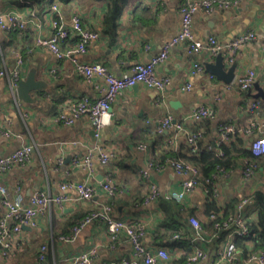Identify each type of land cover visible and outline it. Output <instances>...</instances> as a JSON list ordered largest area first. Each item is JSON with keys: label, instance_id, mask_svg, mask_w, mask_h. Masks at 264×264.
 <instances>
[{"label": "crops", "instance_id": "obj_1", "mask_svg": "<svg viewBox=\"0 0 264 264\" xmlns=\"http://www.w3.org/2000/svg\"><path fill=\"white\" fill-rule=\"evenodd\" d=\"M110 1L61 0L58 17L67 28L72 29V37L64 48L75 45L78 40L79 32L73 31V18L78 15L84 26L98 32L99 37L92 40L88 51L77 58L89 63H104L115 74L122 75L129 72L136 62L149 61L178 34L181 28L180 6L187 0H124L115 39L103 29ZM0 12H13L25 21L22 29L8 31L0 26V69L11 71L19 52L24 60L22 77L35 72L36 79L44 83L43 89L31 91L33 101L26 102L15 97L8 76L0 78V126L14 133L10 137L0 134V157L23 145L33 146L28 161L0 173V183L12 192L21 187L25 207L32 205L31 198L36 192L74 198L63 207L57 204L48 206L45 213L39 215L37 227L23 228L19 234L22 248L17 249L16 264H73L76 255L93 246L99 250L94 264H114L123 259L140 260L134 255L125 233H121L118 242L112 246L107 225L100 220L85 225L71 242H62L58 237L54 240V233L71 230V226L64 225L69 216L75 213L84 215L108 200L102 189L92 199L77 200L75 188L62 190L61 185L88 181L100 187L111 171L119 191L114 205L116 217L145 222L148 229L146 244L156 249L160 243H156L153 231L163 218V210L157 201L151 205L143 203L149 190V180L142 174L155 153L160 151L159 147L155 151L154 142L167 143L169 148L181 155L189 154L185 148L187 132L201 123L189 115L202 105L212 106L215 110L203 127V147L219 146L220 126L228 124L236 126L239 137L249 146L253 137L243 129L253 122L264 123V101L253 96L258 92L256 86L264 87V0H241L228 8L196 11L192 26L195 40L203 44L202 50L193 52L187 42L173 46L169 57L157 66L159 75L170 77L166 89L162 92L143 82L124 89L112 104L111 123L102 130L100 137L95 136L87 116L72 125L56 121L61 111L70 113L69 102L83 96L92 100L100 97L106 82L99 76L91 81L85 80L77 73L71 58L60 59L37 42L39 37H47L53 31V12L47 0H0ZM250 30L256 32L257 38L239 49L232 58L228 53L227 66L237 63L231 83L206 71L205 63L216 61V55L208 47L210 37H215L222 46L221 50H224L233 39ZM195 62L201 63L203 69L193 73ZM248 71L255 72V80L252 88L245 91L240 87L239 79ZM188 85L190 89L186 88ZM254 101H259L260 106L251 109ZM169 114L183 125L184 130L174 127L159 131L161 119ZM97 144L107 151L118 153L117 158L105 164L97 152L92 171L73 164L74 159H82ZM242 169L240 164L229 174L214 176V183L220 192L217 198L219 206L226 207L235 199L264 190V165L249 179L244 178ZM149 174L159 187L160 197L167 198L173 190L181 188L185 178L172 166L163 169L155 167ZM207 197L206 186L200 184L181 202L187 210L193 211L194 216L191 217L207 222L208 217L204 213ZM258 209L259 203L252 201L244 212L256 218ZM4 214L0 201V219ZM191 225L192 236L197 243L194 250L201 248L208 253L207 258L196 264H232L219 257L226 244L224 234L214 232L208 226L196 237L197 231ZM42 243L48 244L51 256L50 260L43 262L38 260ZM245 243L249 249L253 248L251 240ZM167 249L169 251L170 248ZM172 250L176 257L182 252L180 248ZM251 264L260 263L255 261Z\"/></svg>", "mask_w": 264, "mask_h": 264}, {"label": "built area", "instance_id": "obj_2", "mask_svg": "<svg viewBox=\"0 0 264 264\" xmlns=\"http://www.w3.org/2000/svg\"><path fill=\"white\" fill-rule=\"evenodd\" d=\"M241 0H187L180 6L181 12V28L178 34L168 42L162 50L155 56H153L147 62H136L132 69L122 75H117L104 63L96 62L89 63L81 61L77 58L78 55L86 53L88 46L92 40L99 37V33L86 28L82 22L80 16L75 15L73 18V31L79 32V37L75 45L64 48L63 46L70 40L72 29L67 28L58 17L60 0H54L50 9L53 12L52 27L53 31L51 35L47 37H39L37 42L47 47L60 59L71 58L77 73H79L85 80L91 81L95 76L103 78L106 82V86L103 88L102 94L95 100L90 99L87 96H83L73 102L68 103L70 110L69 114L61 111L56 118L58 123L65 125H72L78 119L83 116H87L88 120L92 124L95 136L100 137L102 130L111 123L112 120V104L116 101L119 94L126 88L135 86L138 83H145L149 87L157 88L160 91H164L170 83V77L167 75H159L157 73V66L164 62L168 57L170 50L173 46L187 42L188 46L193 52H200L203 48V44L200 41L195 40L193 32V16L196 11L203 9L207 12L214 11L217 7L228 8L236 5ZM0 26L8 31L16 28H24L25 21L22 20L17 14L13 12L2 13L0 12ZM257 38L255 31L250 30L243 33L228 43L225 49L229 53V57L232 58L236 52L244 47L249 41ZM209 50L213 54H217L222 51V46L218 43L215 37L209 39ZM23 56L19 52L16 53V63L11 71L7 69H0V78L5 75L11 80V89L16 91L19 82L22 79L23 70ZM203 65L199 62L194 63L193 73L201 71ZM255 72L248 71L239 79L240 87L249 91L254 85ZM186 88L190 89L188 85ZM16 97V96H15ZM260 106L259 101H254L250 105L251 109H255ZM215 113L212 106L202 105L197 107L189 115L190 118L197 120H203L211 118ZM178 128V130H184L182 124L178 123L175 117L171 114L165 116L160 121L159 131L164 129ZM221 141H228L230 139V133L237 131V128L233 124L220 126ZM243 131L252 136V141L249 144L253 155H264V123H252L249 127L243 129ZM187 132V131H186ZM0 134L8 137L14 133L11 129H4L0 126ZM201 132H187V141L190 144L192 151L198 152L200 149ZM170 142V141H169ZM33 151L32 145H23L17 150L0 157V173H4L11 169L14 165L23 164L28 161ZM100 160L107 164L117 158L118 153L107 151L100 144L95 145L90 149L88 153L82 157V159H74L73 164L78 167H82L85 170H93V158L97 155ZM243 176L249 179L256 173V164L248 158H243ZM165 166H172L176 172L185 178L181 182V188L175 189L168 196L177 201H183L187 194L194 191L201 183L199 180L200 169L198 166L189 163L184 160L168 159L165 164H159L154 166L151 162L148 167L142 170L143 176L148 179L149 190L143 199V203L151 205L158 201L160 197V190L158 185L151 180L150 170L153 168L163 169ZM229 171L233 169H225L219 167L218 173L229 174ZM69 188H75L78 192L77 200H89L92 199L99 189L103 190L108 199L118 197V185L115 181V177L111 171H109L100 187L95 186L88 181H81L78 183H64L61 185L62 190ZM206 192L212 193L215 197H219V188L215 183L212 187L206 186ZM74 198L69 195H53L51 193L36 192L31 198V206H24V194L21 187L17 188L16 192H12L6 185L0 183V201L5 209L3 218L0 219V245L2 252H0V263H10L11 250L15 245H20L19 234L22 232L24 226L31 228L39 225L38 217L47 210L48 206L57 204L63 207L65 204L71 202ZM252 202L251 196L247 195L242 197L239 201L235 212L230 213L226 217L216 222V232H225L226 244L225 247L219 252L220 259L229 261L232 264H251L255 261L260 264H264V249L254 250L250 248L247 252L240 248L236 241V237L247 238L252 234L251 220L252 216L247 214L245 209ZM216 218V215H211V219ZM96 220H100L107 225L109 237L111 239L112 246L118 242L121 233H125L130 244L133 248V253L140 260L123 259L119 264H167L170 261V254L165 247H158L151 249L147 246L145 237L147 234V224L140 220H131L126 218H118L115 215V207L113 202L101 203L100 206L94 211L90 212L82 221L75 224L71 232L68 234H62L59 239L62 242L73 241L81 229ZM139 221V222H137ZM191 223L194 225L197 236L203 230V226L200 220L196 217L190 218ZM48 250L47 245L41 247V253L39 259L41 262L45 261L46 252ZM98 248L96 246L89 247L83 250L73 258V264H94L95 259L98 256ZM208 257V253L201 248L195 249V251L189 256L187 264H196L200 260ZM116 264V263H114ZM170 264V263H169Z\"/></svg>", "mask_w": 264, "mask_h": 264}, {"label": "trees", "instance_id": "obj_3", "mask_svg": "<svg viewBox=\"0 0 264 264\" xmlns=\"http://www.w3.org/2000/svg\"><path fill=\"white\" fill-rule=\"evenodd\" d=\"M54 0H47L49 5ZM61 1V0H60ZM124 0H111L108 4V9L104 15V32L111 36L112 39H115L118 35V27H119V19L121 15V11L123 8ZM210 118L200 120L201 123L198 127H196L193 132L200 131L201 132V140H200V149L198 152L192 151V148L188 141H186L185 148L187 149L189 154H180L178 151H174L169 148L170 145L161 141L154 142V149L159 147V153H155L153 159L150 161L154 166L159 164H165L168 159H178L184 160L189 163H192L199 167L200 175L199 180L200 183L204 186L212 187L214 183V174L218 171L219 167H223L225 169H234L238 165L243 164L241 159L248 158L252 162H254L257 166L256 172L259 168L264 165V155L255 156L253 155L249 146L245 143V140L240 138L238 135V129L235 132L230 133V139L228 141H221L220 145L217 147H203L202 138L205 134L203 129L204 125H206L207 121ZM163 147V148H162ZM242 161V163H241ZM243 168V165H242ZM252 201H257L259 203V209L257 213V217L251 220V229L252 234L247 238L236 237L235 241L237 245L244 249L246 252L249 250V247L246 245L247 240H251L253 242L254 250L264 249V190H257L254 194H250ZM242 199H235L231 204H228L226 207L219 206L217 197H215L212 193L208 194L204 213L208 217L207 222H201L203 228L210 227L212 231L216 232L215 224L223 217H226L232 212H235L239 201ZM118 200L116 197L108 199V202H113L115 205ZM158 204L163 210V218L159 222V224L154 226V238L156 243H160L159 245L162 247H169L170 261L167 264H187L189 256L195 251L194 246L196 243L193 234V226L190 222V217L192 215V210H187L185 205L182 204L181 201H177L173 198L167 197H159ZM96 207L95 209H97ZM95 209H91L88 213L84 215H78V213L73 216H69L64 222L65 227L71 226L70 228L82 221L86 216L89 215L90 212ZM216 215V218L211 219V215ZM139 222V221H137ZM70 231L62 230L61 233H54L53 239L59 238L62 234H68ZM225 235V232H221ZM44 244L42 243L39 246L38 251V260L41 247ZM22 242L20 245H15L11 250V261L10 263L1 262L0 264H16L14 263L15 257L17 254L18 248H22ZM173 248H180L182 250L180 255L173 254ZM168 250V249H167ZM173 255V256H172ZM175 256V258H174ZM46 258L50 260L51 256L49 253V246L46 252ZM46 259V260H47ZM121 262V261H120ZM115 261V263H120Z\"/></svg>", "mask_w": 264, "mask_h": 264}, {"label": "water", "instance_id": "obj_4", "mask_svg": "<svg viewBox=\"0 0 264 264\" xmlns=\"http://www.w3.org/2000/svg\"><path fill=\"white\" fill-rule=\"evenodd\" d=\"M227 59L228 51L224 49L216 54V61L214 63L206 62L205 66L207 72L217 76L218 79L223 80L224 82L231 83L235 78V69L237 67V63H233L230 67H228ZM43 86V81L36 79V73L30 72L26 77H22L19 82L18 88L16 89V91H14V95L21 100L31 102L33 101L31 97V91L43 89ZM256 87L258 89V92L253 96L256 99H262L264 101V87ZM23 228L28 229L31 227L24 226Z\"/></svg>", "mask_w": 264, "mask_h": 264}, {"label": "rangeland", "instance_id": "obj_5", "mask_svg": "<svg viewBox=\"0 0 264 264\" xmlns=\"http://www.w3.org/2000/svg\"><path fill=\"white\" fill-rule=\"evenodd\" d=\"M226 237V236H225Z\"/></svg>", "mask_w": 264, "mask_h": 264}]
</instances>
